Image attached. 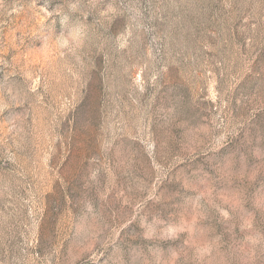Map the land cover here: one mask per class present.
<instances>
[{
  "label": "rangeland",
  "instance_id": "rangeland-1",
  "mask_svg": "<svg viewBox=\"0 0 264 264\" xmlns=\"http://www.w3.org/2000/svg\"><path fill=\"white\" fill-rule=\"evenodd\" d=\"M0 264H264V0H0Z\"/></svg>",
  "mask_w": 264,
  "mask_h": 264
}]
</instances>
